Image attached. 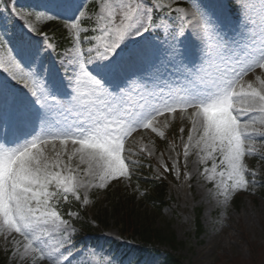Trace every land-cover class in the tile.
<instances>
[{
    "label": "snow or ice",
    "instance_id": "snow-or-ice-1",
    "mask_svg": "<svg viewBox=\"0 0 264 264\" xmlns=\"http://www.w3.org/2000/svg\"><path fill=\"white\" fill-rule=\"evenodd\" d=\"M242 7L241 26L254 34L250 46L229 41L220 18L203 0H193L190 12L160 0H93L91 5L85 0H48L37 19L49 13L50 19L64 18L71 34L58 65L47 63L54 46L46 43L44 33L40 40L21 35L10 49L12 55L7 59L0 55V72L7 74L0 81V124L12 116L30 129L23 136L0 137V233L22 238L13 241L18 254L34 255L49 264H68L74 230L59 210L60 202L68 203L70 197L81 200L80 189L95 186L94 179L103 188L111 179L130 178L129 162L123 155L125 141L138 129L156 132L157 117L178 108L182 112L194 109L189 142L200 118L196 146L204 154L202 159L213 160V175L218 167L214 154L219 153L223 168L218 175L226 176L220 185L225 200L229 188L246 190L249 183H255L246 179L256 173L244 164V157L253 154L245 141L257 133L251 127L257 115L264 123V79L256 78L258 86L241 82L249 72L264 70V0H251ZM85 9L94 15L81 27ZM249 11L260 18L258 32ZM188 26L193 33L186 31ZM28 31L36 30L29 27ZM192 34L201 43H206L205 37L215 43V47L207 45L199 64L191 59L194 53L186 43ZM161 35L162 39L155 38ZM5 42L7 38L0 41V49ZM136 63L155 73L164 68L182 77L184 85L167 95L157 94L143 83L150 78L129 72ZM212 67L214 71H209ZM133 83H141L142 88H134ZM133 95L139 100L133 101ZM56 141L61 146L70 141L72 152L56 151L49 156L45 146L55 148ZM74 159L79 160L76 168L72 167ZM81 173L91 179H82ZM83 201L88 202L87 192ZM79 255L78 264H94L83 251Z\"/></svg>",
    "mask_w": 264,
    "mask_h": 264
},
{
    "label": "rangeland",
    "instance_id": "rangeland-1",
    "mask_svg": "<svg viewBox=\"0 0 264 264\" xmlns=\"http://www.w3.org/2000/svg\"><path fill=\"white\" fill-rule=\"evenodd\" d=\"M88 1L93 0H85L86 3ZM160 2L163 4L172 3L173 7L179 6L186 12L193 10V0H160ZM248 2L251 0H203V3L220 18L223 31L227 33L229 41L234 40L239 44L250 46L253 43L254 34L241 26V19L244 16L242 6ZM47 3L48 0H0V39L2 38L3 41L8 38V42H5L4 47L0 49V55L7 59L9 55L13 54L10 51L13 49L10 42L12 38L30 35L34 40H40L42 38L40 33H44L47 35L46 43H51L54 46V50H50L51 55L47 58V63L53 66L58 65V58L64 54L66 48L60 52L57 50V36L64 32L71 38V34L67 32L64 18L50 19L48 18L51 15L49 13L41 15V18L37 19L38 15L44 13V5ZM84 11L85 15L81 20L91 16L88 9ZM248 15L255 20V31L258 32L259 16L255 11H249ZM188 20H191L190 15ZM187 23L186 20L185 24L187 25ZM172 26V23L169 22L170 29ZM176 26H179L178 21ZM29 27L35 28L36 31L29 33ZM186 31L193 33L191 26L186 27ZM161 32L163 33V30ZM155 38L162 39L163 35ZM205 41L206 43H201L194 34L186 41L194 53L191 59L197 64H199V57L203 56L206 51L207 45L215 47L214 41L207 37H205ZM209 71H214V67L209 68ZM129 72L140 73L146 78H150L145 79L143 83H147L149 89L157 94L162 91L167 95L169 90L175 91L184 85L182 77L170 75L164 68H161L159 73H155L147 65L136 63L129 68ZM257 77L264 79V70L255 69L249 72L241 83L251 82L254 86H258ZM6 79L7 74L0 72V81ZM11 83L17 88L22 87L15 81ZM132 86L136 89L142 88L141 83H133ZM132 99L133 101L139 100V96L133 95ZM193 111L194 109L188 108L182 112L178 108L174 113L166 112L157 117L154 122L156 132L151 129H138L125 141L123 155L129 162L130 172L132 160L140 156L146 159V165L153 167L151 178L156 179L157 177L159 181L168 180L169 187L166 198L168 203L166 206L163 205L159 214L155 207L149 208L142 204L145 189L131 180L132 174L130 178L124 176L106 181L103 188L99 187V180L94 179L92 182L95 186L80 189L81 200L69 198L78 205V210L73 211V215L67 218L71 229L74 230L72 232L73 254L66 257L68 264H78L81 259L79 255L81 251L88 254L94 264H107L108 261H111V264H118V253H113L107 247H101L100 243L82 245L74 240V237L80 232L73 225L74 221L89 224L93 232L97 234V239L100 240L119 239L124 246H129L137 240L135 237L131 238V234H127L126 237L121 236L120 226L116 224V218L112 216L109 217L106 225H100L97 222V216L105 212L114 197H117V202L120 204L128 199L136 200L137 206L134 212V216L137 217V221L134 220V223L138 222L136 225L151 226L154 221V228L159 227L161 230L167 231L165 228L169 227L175 234L176 241L183 243L176 252L177 256L181 257L183 264H264V195L260 191V183L264 178V162L262 157L259 158L264 150V138H262L264 137V123L259 119L261 125L256 122L258 125L256 129L260 130L259 134H255L253 139L245 141V147L251 148L253 154L244 157V164L250 173H256L255 176L247 175L246 179L255 181V183H249L246 190L229 188L228 198L225 200L223 188L220 185L222 180L226 181V176L218 175L223 168V165H219V153L214 154L218 167L216 174L213 175L211 172L213 160L202 159L204 154L196 146L201 132L200 118L198 117L196 118V129L192 131L193 140L191 142L188 140L189 131L193 128L190 119ZM10 117L12 116L6 118L7 123L4 126L0 125V129H4L3 135L0 134V136L9 139L13 133L20 136L22 133L30 131L24 123L19 124V120L15 117L11 120ZM11 124H15V127ZM181 128L184 130L183 133L180 131ZM160 132L164 133L163 137L159 135ZM186 144L189 145L187 156L184 155ZM45 147L49 156H54L56 151L71 153L74 148L70 141L66 146H61L59 141H56L55 148L52 144ZM65 160H67L66 156ZM77 165H79V160L74 159L72 167L76 168ZM80 167L84 166L80 165ZM205 169L208 171L206 172ZM209 175H213V178L209 179ZM80 176L84 180L91 179L83 177L82 173ZM228 183L231 184L230 181ZM85 192H87V203L83 201ZM197 220L203 226V231L198 236ZM21 239L15 233L8 234L7 231L0 233V242L5 245L6 251L10 250L8 264H49L48 260H40L34 255L25 257L18 254L13 241ZM53 243H55V237ZM160 250L170 251L166 247H161ZM91 253H95V255H90ZM160 262L161 258L154 256L149 259L148 264H159Z\"/></svg>",
    "mask_w": 264,
    "mask_h": 264
},
{
    "label": "trees",
    "instance_id": "trees-1",
    "mask_svg": "<svg viewBox=\"0 0 264 264\" xmlns=\"http://www.w3.org/2000/svg\"><path fill=\"white\" fill-rule=\"evenodd\" d=\"M67 41H68L67 37L64 34H62V36L58 38V42L61 45H65ZM163 191H164V188L155 185V187H152V192H151L153 196H148V201L153 202L154 200L152 197H158L160 194H162ZM129 204L131 207L123 206V208L120 209L121 212H119V215H122V218H120L121 220L125 218L128 219L127 221L128 227L125 226V230L127 232L140 236L141 237L140 241H142L143 243L147 244L148 242L156 240L155 243H160L161 245H169L173 249V251H177L183 245L176 241V237L172 233L160 231L154 236H152L151 234L152 232L150 231L149 227L144 226L143 229L139 225L136 227L137 223H134V221L131 220V219H134L136 221V217L134 216L135 207L132 203L129 202ZM111 207H112V210L118 212L117 209H119V207L116 204H113V202H112ZM108 213H111V210L105 212V217L103 218L104 222H105V218L108 215ZM154 232L156 233V231ZM197 232L198 233L202 232V225L200 224L199 221L197 222ZM125 255H126V252H125ZM0 264H3V263L1 262ZM163 264H183V262L180 257H177L176 254L172 252V253H168V256L164 259Z\"/></svg>",
    "mask_w": 264,
    "mask_h": 264
},
{
    "label": "bare ground",
    "instance_id": "bare-ground-1",
    "mask_svg": "<svg viewBox=\"0 0 264 264\" xmlns=\"http://www.w3.org/2000/svg\"><path fill=\"white\" fill-rule=\"evenodd\" d=\"M254 126H255V124H253L251 127H253V128H254Z\"/></svg>",
    "mask_w": 264,
    "mask_h": 264
}]
</instances>
